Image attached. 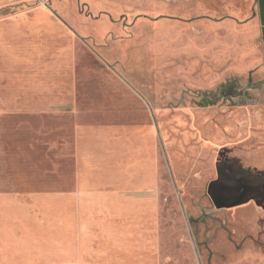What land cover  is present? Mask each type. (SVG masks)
<instances>
[{"label": "rangeland", "instance_id": "obj_1", "mask_svg": "<svg viewBox=\"0 0 264 264\" xmlns=\"http://www.w3.org/2000/svg\"><path fill=\"white\" fill-rule=\"evenodd\" d=\"M246 2L0 0V264H264Z\"/></svg>", "mask_w": 264, "mask_h": 264}, {"label": "crops", "instance_id": "obj_2", "mask_svg": "<svg viewBox=\"0 0 264 264\" xmlns=\"http://www.w3.org/2000/svg\"><path fill=\"white\" fill-rule=\"evenodd\" d=\"M245 5L249 7V12L251 14L250 21L246 26H248L252 34L257 37V40L253 43L254 48L252 52L255 56H253L251 64L258 72L264 74V0H248ZM230 168L234 173L240 171L239 168L233 165ZM220 175L222 176V174ZM223 175L226 177V174Z\"/></svg>", "mask_w": 264, "mask_h": 264}, {"label": "water", "instance_id": "obj_3", "mask_svg": "<svg viewBox=\"0 0 264 264\" xmlns=\"http://www.w3.org/2000/svg\"><path fill=\"white\" fill-rule=\"evenodd\" d=\"M53 12H54V13H55L60 19H62V18L58 15V13H56L55 11H53ZM62 20H63V19H62ZM63 21H64V20H63ZM64 22H65V21H64ZM247 88H251V86L246 87V89H247ZM148 105H149V107H150V110H151V113H152V115H153V119H154V123H155L156 129H157V131H158V134H159L160 139H161V142H162L161 133H160V130H159V128H158V124H157L156 118H155V116H154L153 109H152V107H151V105H150L149 103H148ZM162 146L164 147L163 142H162ZM163 149H164V148H163ZM164 152H165V154H166V150H165V149H164ZM166 159H167V163H168L169 169H170L171 174H172V178H174L173 173H172V168H171V165H170V161H169L167 155H166ZM175 186H176V183H175ZM176 189H177V186H176ZM177 191H178V189H177ZM181 206H182V210H183V213H184V217H185V219H186V223H187V225H188V229H189L190 237H191V240H192V243H193V246H194V249H195V252H196L197 258H198V262H199V264H203V263H202V260H201V256H200L199 250H198V247H197V244H196V240H195L194 234H193L192 229H191V227H190L189 219H188V217H187V214H186V211H185V209H184V207H183L182 202H181Z\"/></svg>", "mask_w": 264, "mask_h": 264}]
</instances>
